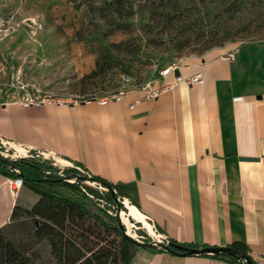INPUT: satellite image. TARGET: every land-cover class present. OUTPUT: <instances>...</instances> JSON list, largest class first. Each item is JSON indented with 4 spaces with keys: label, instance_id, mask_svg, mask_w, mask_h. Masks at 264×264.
I'll use <instances>...</instances> for the list:
<instances>
[{
    "label": "crops",
    "instance_id": "obj_1",
    "mask_svg": "<svg viewBox=\"0 0 264 264\" xmlns=\"http://www.w3.org/2000/svg\"><path fill=\"white\" fill-rule=\"evenodd\" d=\"M229 48L185 59L180 80L153 78L154 98L140 86L105 105L60 106L0 92V140L111 183L165 241L242 242L264 264V44L242 45L232 63L220 58ZM196 75L201 83L186 82ZM9 179L0 173V228L15 205L39 199ZM130 264L231 263L138 246Z\"/></svg>",
    "mask_w": 264,
    "mask_h": 264
},
{
    "label": "rangeland",
    "instance_id": "obj_2",
    "mask_svg": "<svg viewBox=\"0 0 264 264\" xmlns=\"http://www.w3.org/2000/svg\"><path fill=\"white\" fill-rule=\"evenodd\" d=\"M263 44L264 0H0V92L33 100L99 97L118 90L124 75L140 87L174 61ZM36 153L0 144V156L44 163L58 176L74 167ZM81 186L98 193L90 195L89 207L118 217L131 239L156 242L128 218L122 197L119 208L96 183ZM35 228L34 220L11 221L4 233L36 264H54L47 242L34 238Z\"/></svg>",
    "mask_w": 264,
    "mask_h": 264
},
{
    "label": "trees",
    "instance_id": "obj_3",
    "mask_svg": "<svg viewBox=\"0 0 264 264\" xmlns=\"http://www.w3.org/2000/svg\"><path fill=\"white\" fill-rule=\"evenodd\" d=\"M77 168L81 169L85 175ZM0 173L8 178H22L23 185L39 196L30 209L15 205L9 223L34 220L36 225L34 238L36 241L47 242L54 264L131 263L136 248L141 244L126 235L125 228L118 217L113 218L106 213H103L105 215L103 217L99 208L89 207L90 195L95 196L98 193L81 186V183L90 179L105 183L109 188L106 199L116 203L119 208H124L116 201L123 195L114 185L102 178L89 175L79 164L66 169L62 177L44 163L0 156ZM67 177L74 178L75 182H67L65 180ZM112 191L115 193L113 194ZM7 224L0 228V264H36L26 252L17 248L11 240L6 238L4 228ZM156 230L158 231L157 228ZM166 242L181 245L173 240ZM182 246L196 249L206 247L195 244ZM227 247L236 251L237 257L200 256L224 259L231 264H256L246 244L233 242ZM169 253L185 256L183 252L177 250L169 251Z\"/></svg>",
    "mask_w": 264,
    "mask_h": 264
},
{
    "label": "built area",
    "instance_id": "obj_4",
    "mask_svg": "<svg viewBox=\"0 0 264 264\" xmlns=\"http://www.w3.org/2000/svg\"><path fill=\"white\" fill-rule=\"evenodd\" d=\"M239 46L237 45H232L229 50H227L226 52H224L220 58L226 62L232 63L235 61L236 55L239 52ZM182 60H178V61H174L170 64H168L166 67L162 68L159 72H158V77L164 78L168 75H174L175 71L179 69L180 65L182 64ZM181 77L177 76L176 80H180ZM187 83L189 84H195V83H201L202 79L196 75L193 77H190L189 79L186 80ZM144 87V89L148 90V93L146 95L147 98H154L159 94V90H153L151 88V83H146L144 85H142ZM132 87H136L134 84V81L132 79V77L130 75H124L122 77V83L120 85V88L116 91H113L111 93H106L102 96L99 97H84L82 98L85 102H90V101H95L97 104L99 105H105L108 102L111 101H120L122 99H124L129 91L130 88ZM82 99H73V98H57V99H50L48 97H44L41 100H33L31 99L29 102L33 103L35 105H39L41 103H48V104H57L60 106H68V105H73V104H77L79 103L80 100ZM0 144L2 145H7L6 143H4L3 141L0 140ZM37 156H42L43 158H46V156L44 153L41 152H37L36 153ZM79 169V168H78ZM80 170V169H79ZM82 171V170H80ZM15 172H19L18 170H15ZM9 183L12 187H14L15 189L20 188L23 185V180L20 177H13L9 179ZM149 221V220H148ZM152 228L155 229V232L157 231L155 226L152 224ZM159 238L156 239V241L159 242H166L165 238L158 234ZM155 241V240H153ZM141 242V241H139Z\"/></svg>",
    "mask_w": 264,
    "mask_h": 264
},
{
    "label": "water",
    "instance_id": "obj_5",
    "mask_svg": "<svg viewBox=\"0 0 264 264\" xmlns=\"http://www.w3.org/2000/svg\"><path fill=\"white\" fill-rule=\"evenodd\" d=\"M175 75L179 76V71L176 70L175 71ZM243 160H247V161H253L254 159H243ZM91 182L96 183L97 185H99L100 187H102L103 189H105L106 191H109L108 186L99 181V180H92L90 179ZM89 180V181H90ZM112 193L114 194L115 192L112 191ZM117 201V199H116ZM138 244H141L142 247H154V246H160L161 248H163L165 251L169 252V251H181L183 252V255L185 256H189V255H211V256H217V255H226L229 257H237V253L236 251H234L231 248L228 247H204L201 249H196V248H186L182 245H178V244H172V243H168V242H159V241H152L149 244H143V243H139V241H135Z\"/></svg>",
    "mask_w": 264,
    "mask_h": 264
},
{
    "label": "bare ground",
    "instance_id": "obj_6",
    "mask_svg": "<svg viewBox=\"0 0 264 264\" xmlns=\"http://www.w3.org/2000/svg\"><path fill=\"white\" fill-rule=\"evenodd\" d=\"M17 152L19 153H24L25 151L23 150V149H21V148H18L17 149ZM60 160H58V162H59ZM60 163H65V162H63V161H61ZM66 164V163H65ZM67 165V164H66ZM124 204H125V206H126V208H127V213H126V215H128V218H131L132 220H134L135 222H138V223H140L141 225H142V228H144V229H146L147 230V232L151 235V236H153L155 239H158L159 238V236L154 232V230H153V228H152V226H151V224H149L148 222H147V219L145 218V216L141 213V212H139L133 205H131V204H129V202L127 201V200H125L124 199ZM121 215L123 216V218H122V220H124V222L126 223V225L128 226V227H131V226H133V224H132V222H129L128 220H127V218L125 217V213H121Z\"/></svg>",
    "mask_w": 264,
    "mask_h": 264
}]
</instances>
